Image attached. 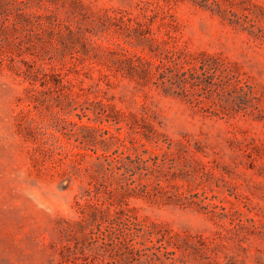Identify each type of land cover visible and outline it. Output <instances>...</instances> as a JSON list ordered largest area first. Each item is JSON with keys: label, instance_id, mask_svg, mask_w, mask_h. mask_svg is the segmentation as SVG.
<instances>
[{"label": "rangeland", "instance_id": "374dc122", "mask_svg": "<svg viewBox=\"0 0 264 264\" xmlns=\"http://www.w3.org/2000/svg\"><path fill=\"white\" fill-rule=\"evenodd\" d=\"M0 264H264V0H0Z\"/></svg>", "mask_w": 264, "mask_h": 264}]
</instances>
